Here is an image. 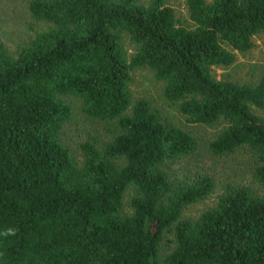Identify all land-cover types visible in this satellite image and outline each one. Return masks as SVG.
I'll use <instances>...</instances> for the list:
<instances>
[{"label": "trees", "instance_id": "obj_1", "mask_svg": "<svg viewBox=\"0 0 264 264\" xmlns=\"http://www.w3.org/2000/svg\"><path fill=\"white\" fill-rule=\"evenodd\" d=\"M185 6L187 25L168 0H29L30 15L51 27L15 56L0 40V264H264V197L226 186L211 209L182 218L215 182L175 174L195 140L131 100V72L150 70L189 124H225L209 151H248L264 187V119L252 112L264 111V74L254 85L212 74L264 34V0ZM65 97L88 118L115 122L102 148L81 145V165L62 144ZM9 228L15 234L2 235ZM166 234L173 246L160 260Z\"/></svg>", "mask_w": 264, "mask_h": 264}, {"label": "rangeland", "instance_id": "obj_2", "mask_svg": "<svg viewBox=\"0 0 264 264\" xmlns=\"http://www.w3.org/2000/svg\"><path fill=\"white\" fill-rule=\"evenodd\" d=\"M29 0H0V40L10 56L29 43L34 35L48 30L51 24L34 19L28 10ZM176 18L184 25L189 24L185 0H168ZM253 48L245 53L233 51L235 62L229 67L213 68L212 74L218 80H227L239 85L256 84L264 74V34L252 39ZM122 45L128 59L134 53V46L126 35L122 36ZM132 81L129 92L132 102L146 100L162 123L189 133L196 142L194 153L173 166L179 177L210 176L215 182L213 193L205 200L187 207L182 218H198L211 209L223 193L226 186L244 187L253 195L264 197V187L253 177L254 161L248 151L240 150L225 156H214L209 144L223 131L225 124L218 122L212 126L189 124L179 112L177 103L170 102L163 95L164 84L154 78L146 68H136L131 72ZM64 100L71 105L72 116L62 130V144L67 147L74 161L81 165L83 152L81 145L90 142L102 148L116 134L115 122L100 121L84 115L79 101L72 97ZM252 112L264 119V111L252 107ZM136 191L128 188L124 193L122 214L131 213L130 201ZM172 236L166 234L160 248V260L173 246Z\"/></svg>", "mask_w": 264, "mask_h": 264}, {"label": "clouds", "instance_id": "obj_3", "mask_svg": "<svg viewBox=\"0 0 264 264\" xmlns=\"http://www.w3.org/2000/svg\"><path fill=\"white\" fill-rule=\"evenodd\" d=\"M14 234H15V230L12 229V228H9V229H7L6 231H4V232L2 233V235H4V236L14 235Z\"/></svg>", "mask_w": 264, "mask_h": 264}]
</instances>
